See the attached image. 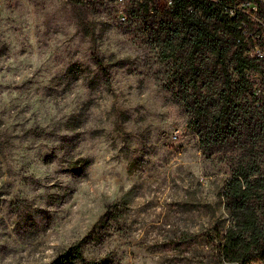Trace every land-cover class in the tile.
I'll return each instance as SVG.
<instances>
[{
	"label": "rangeland",
	"instance_id": "obj_1",
	"mask_svg": "<svg viewBox=\"0 0 264 264\" xmlns=\"http://www.w3.org/2000/svg\"><path fill=\"white\" fill-rule=\"evenodd\" d=\"M139 1H1L0 264H47L80 239L105 264H228L222 194L246 137L202 145L180 81L191 41L164 57L153 28L171 1L126 12ZM194 58L216 105L221 67L207 46Z\"/></svg>",
	"mask_w": 264,
	"mask_h": 264
},
{
	"label": "trees",
	"instance_id": "obj_2",
	"mask_svg": "<svg viewBox=\"0 0 264 264\" xmlns=\"http://www.w3.org/2000/svg\"><path fill=\"white\" fill-rule=\"evenodd\" d=\"M149 1L129 5L126 12L134 16L142 11L153 13ZM239 2L256 4L257 15L264 17V0H171L166 10L168 18L162 19L153 32L162 36L161 54L167 58L175 54L179 36L191 41L188 79L181 76L180 81L193 89L187 124L199 134L202 145L210 149L214 144H228L236 134L244 133L246 137L241 147L249 154L233 164L223 190V205L232 219L217 252L224 263L264 264V223L255 203L264 200V101L252 93L249 75L251 71L264 74V61L248 55L251 40L243 32V25L253 28L249 15L239 10L232 14L226 11L227 5ZM203 46L209 48L221 67L218 103L213 106L204 101L197 84L194 56ZM96 63L103 66L97 55ZM103 69L107 72L106 67ZM236 118L240 120L238 127ZM171 242L179 244L176 239ZM82 244V239L72 242L47 264L106 263L103 258L88 259Z\"/></svg>",
	"mask_w": 264,
	"mask_h": 264
},
{
	"label": "built area",
	"instance_id": "obj_3",
	"mask_svg": "<svg viewBox=\"0 0 264 264\" xmlns=\"http://www.w3.org/2000/svg\"><path fill=\"white\" fill-rule=\"evenodd\" d=\"M0 0V6H1ZM171 1V0H170ZM119 2H125V0H119ZM192 9V8H190ZM236 10L242 11L249 15L254 22L253 28L250 29L246 24L243 25V32L247 34L251 42L249 44L248 55L258 60L264 61V17L257 15V5L250 2H239L233 5H227L226 11L228 13H235ZM122 13V19L126 18L123 14L125 11L120 10ZM250 78L253 82L252 93L259 100L264 101V74L258 72H249Z\"/></svg>",
	"mask_w": 264,
	"mask_h": 264
}]
</instances>
